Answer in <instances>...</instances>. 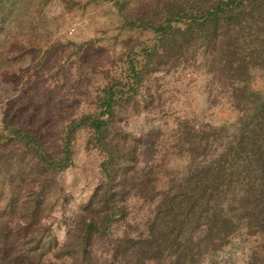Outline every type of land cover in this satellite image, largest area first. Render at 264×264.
<instances>
[{
    "label": "trees",
    "instance_id": "16d2710c",
    "mask_svg": "<svg viewBox=\"0 0 264 264\" xmlns=\"http://www.w3.org/2000/svg\"><path fill=\"white\" fill-rule=\"evenodd\" d=\"M125 24L139 29L146 42L128 46L125 74L103 89L98 111L65 127L58 159L41 153L35 137L20 128L6 123L0 130V142L24 141L56 169L71 164L79 128L90 131L89 141L104 155L102 180L55 254L84 262L89 238L108 234L120 222L125 227L113 242L111 264H199L204 252L217 251L238 232L264 235V88L252 87L256 74L264 80V0H155ZM179 68L210 79V104L226 100L240 117L229 126L179 121L174 147L184 165L166 170L161 183L159 128L135 135L119 125V112L152 74ZM133 199L147 207L137 234L129 221ZM34 205L31 218L40 203ZM45 238L47 247L26 255L30 264H41L53 244Z\"/></svg>",
    "mask_w": 264,
    "mask_h": 264
},
{
    "label": "rangeland",
    "instance_id": "374dc122",
    "mask_svg": "<svg viewBox=\"0 0 264 264\" xmlns=\"http://www.w3.org/2000/svg\"><path fill=\"white\" fill-rule=\"evenodd\" d=\"M154 2L0 0V130L6 123L16 126L35 137L46 157L58 159L65 127L98 111L103 89L125 74L128 46L138 49L146 42L147 36L130 29L126 20L142 16ZM210 87V79L188 68L158 72L120 109L119 125L126 131L139 135L159 128L156 170L161 183L166 170L184 165L174 147L179 121L212 126L238 121L240 113L226 100L210 104ZM252 87L264 88L258 74ZM90 135L85 127L75 131L72 161L63 169L41 162L17 138L0 142V264H30L26 255L47 247L46 236L53 244L41 264H111L110 251L125 222L106 235H92L84 262L55 254L67 240L75 214L102 180L104 155ZM129 207L137 234L147 207L135 199ZM199 264H264V235L238 232L217 251L204 252Z\"/></svg>",
    "mask_w": 264,
    "mask_h": 264
}]
</instances>
